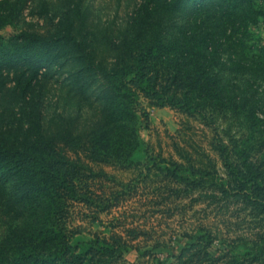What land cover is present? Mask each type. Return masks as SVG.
Here are the masks:
<instances>
[{
    "label": "trees",
    "instance_id": "trees-1",
    "mask_svg": "<svg viewBox=\"0 0 264 264\" xmlns=\"http://www.w3.org/2000/svg\"><path fill=\"white\" fill-rule=\"evenodd\" d=\"M18 10L0 2V29ZM85 20L76 4L48 34L0 33V79L12 72L18 114L0 124V206L28 217L11 229V247L0 246V264L123 257L131 244L120 235L94 232L71 245L81 226L68 228L67 212L81 203L95 222L116 205L108 202L105 170L137 159L147 116L141 98L185 117L161 170L191 176V191L237 205L250 226L227 250L214 244L217 237L197 238L174 264H264V37L255 30L264 23V0H139L124 25H102L93 39ZM59 60L69 63L65 79L87 110L72 120H46L38 106L39 76ZM236 245L244 250L236 253Z\"/></svg>",
    "mask_w": 264,
    "mask_h": 264
},
{
    "label": "rangeland",
    "instance_id": "rangeland-1",
    "mask_svg": "<svg viewBox=\"0 0 264 264\" xmlns=\"http://www.w3.org/2000/svg\"><path fill=\"white\" fill-rule=\"evenodd\" d=\"M9 1L16 3L19 10L11 24L1 27L0 33L4 37L23 29L48 34L54 30L64 13L72 10L77 4L80 11L86 14L85 22L91 39L102 25H124L126 16L139 2ZM255 30L264 37V23H260ZM68 65L69 63L63 60L46 64L37 81L41 92L38 106L46 120L58 114L72 120L79 112H87L75 88L65 79ZM11 78L12 72H4V77L0 79L4 80V83H0V124L7 126L18 116L15 113L17 98ZM140 101L147 110V116L141 118L139 134L143 147L136 151L134 156L137 159L133 161L132 166L122 170L110 167L105 170L107 177L103 184L108 202L117 203L107 212L101 213L95 222L90 221L92 212L81 203L75 202L69 207L68 228L81 226V232L70 238L71 245H80L79 241L93 238L94 232L106 237L120 235L123 239H128L127 242L131 245L121 248L123 257L116 259L115 263L111 260L110 264H174L181 250L191 242L215 237L217 238L214 239V244H220V248L227 250L228 242L230 241V244L232 239L242 235L243 230L249 229V224L238 216L241 211L237 205H217L205 199L202 194L191 191V176L177 171L181 177L176 179L171 176L172 170H161L164 164L162 158L172 153V140L177 135V129L183 125L185 117L174 108L151 105L142 98ZM193 126L201 127L198 122H193ZM0 179L3 178L0 176ZM209 183L210 181H207V184ZM92 188L95 190V185ZM0 207H4V210L0 211V246L5 244L4 246L9 248L14 240L11 229L20 228L28 217L18 214L14 209ZM192 236L196 238H191ZM107 241L113 242L109 238ZM243 250L244 247L239 245L234 248L236 253ZM47 260L49 259H46V264Z\"/></svg>",
    "mask_w": 264,
    "mask_h": 264
}]
</instances>
